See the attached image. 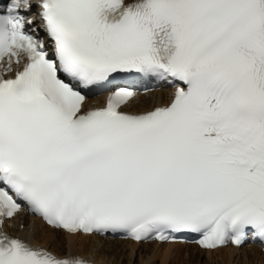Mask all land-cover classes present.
<instances>
[{
  "label": "snow or ice",
  "instance_id": "obj_1",
  "mask_svg": "<svg viewBox=\"0 0 264 264\" xmlns=\"http://www.w3.org/2000/svg\"><path fill=\"white\" fill-rule=\"evenodd\" d=\"M152 82L170 102L129 110ZM95 236L264 250V0L0 5V264H97Z\"/></svg>",
  "mask_w": 264,
  "mask_h": 264
},
{
  "label": "bare ground",
  "instance_id": "obj_2",
  "mask_svg": "<svg viewBox=\"0 0 264 264\" xmlns=\"http://www.w3.org/2000/svg\"><path fill=\"white\" fill-rule=\"evenodd\" d=\"M149 99V97L141 98L132 109L141 111L149 105ZM36 233L42 235L36 237L37 242L48 244L60 254L67 251L68 246L64 244L63 234L46 230L41 226L36 228ZM53 236L55 240L47 239ZM103 240L105 239L96 236L76 238L72 241V249L102 264H264V254L255 246L242 250L228 248L213 254L203 253L194 245L138 246L130 242Z\"/></svg>",
  "mask_w": 264,
  "mask_h": 264
}]
</instances>
